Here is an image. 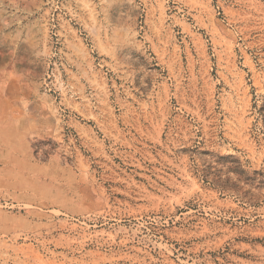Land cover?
<instances>
[{
    "label": "rangeland",
    "instance_id": "obj_1",
    "mask_svg": "<svg viewBox=\"0 0 264 264\" xmlns=\"http://www.w3.org/2000/svg\"><path fill=\"white\" fill-rule=\"evenodd\" d=\"M0 264H264V0H0Z\"/></svg>",
    "mask_w": 264,
    "mask_h": 264
}]
</instances>
